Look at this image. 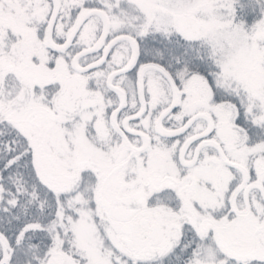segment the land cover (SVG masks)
I'll return each instance as SVG.
<instances>
[{"label": "snow or ice", "instance_id": "obj_1", "mask_svg": "<svg viewBox=\"0 0 264 264\" xmlns=\"http://www.w3.org/2000/svg\"><path fill=\"white\" fill-rule=\"evenodd\" d=\"M0 264H264V0H0Z\"/></svg>", "mask_w": 264, "mask_h": 264}]
</instances>
